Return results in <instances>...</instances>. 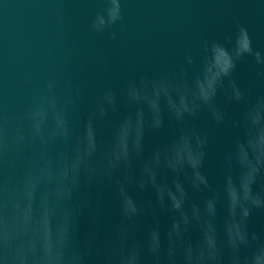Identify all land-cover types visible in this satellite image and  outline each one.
Segmentation results:
<instances>
[{"label":"clouds","instance_id":"9594fccd","mask_svg":"<svg viewBox=\"0 0 264 264\" xmlns=\"http://www.w3.org/2000/svg\"><path fill=\"white\" fill-rule=\"evenodd\" d=\"M49 2L63 20L66 0ZM126 2L100 0L87 31L117 43ZM247 57L264 68V52L237 22L232 35L185 51L178 68L132 78L119 91L89 92L68 73L63 90L51 76L21 111L0 100V264H264V240L248 230L253 209H264V188L254 189L264 176V93L233 78ZM219 96L241 106L237 118L227 119ZM205 111L238 130L223 152L219 187L203 171L209 136L192 122ZM169 125L170 136L146 152V137ZM92 185L114 187L120 202L121 220L102 246L95 232L85 244L78 236L88 207L79 196ZM130 189H151L155 200ZM157 206L171 213L164 230ZM149 211L154 222L141 238L139 218ZM90 214L96 223L98 212Z\"/></svg>","mask_w":264,"mask_h":264},{"label":"water","instance_id":"95a60500","mask_svg":"<svg viewBox=\"0 0 264 264\" xmlns=\"http://www.w3.org/2000/svg\"><path fill=\"white\" fill-rule=\"evenodd\" d=\"M49 0H0V100L12 111H21L46 80L56 76L63 90L66 74L73 82H83L89 92L111 86L121 90L132 78L159 73L181 66L184 52L197 50L202 40L223 39L232 35L237 22L248 27L253 47L264 52V0H127L124 4L125 22L121 37L115 44L106 37L87 31L88 18L103 5L100 0L76 3L66 0L64 19L58 18ZM75 43L70 57L66 50ZM264 68L252 57L237 62L233 78L253 94L264 93ZM227 119L238 117L241 106L226 104L218 97ZM87 110V103L82 111ZM118 115L113 119H118ZM193 124L209 136L207 157L203 168L210 183H222L221 159L230 139L238 134L227 122L217 125L205 111ZM173 126L164 132L146 137V152L167 139ZM171 179V174H169ZM264 188V176L254 185ZM139 200H155L151 189L143 192L130 189ZM194 201L203 199L202 193L191 192ZM79 198L88 202L78 221V236L85 244L92 233L104 239L119 224L120 202L112 186L92 185L82 189ZM90 212H98L93 222ZM161 229L171 223V213L159 210ZM151 211L139 218L142 238L153 225ZM250 233L264 240V209H253L248 221ZM193 233V238H196Z\"/></svg>","mask_w":264,"mask_h":264}]
</instances>
